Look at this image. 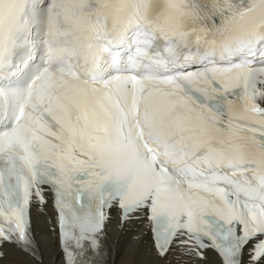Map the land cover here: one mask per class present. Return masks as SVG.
<instances>
[{
  "label": "snow or ice",
  "instance_id": "1",
  "mask_svg": "<svg viewBox=\"0 0 264 264\" xmlns=\"http://www.w3.org/2000/svg\"><path fill=\"white\" fill-rule=\"evenodd\" d=\"M95 264L109 210L163 264H264V0H0V261Z\"/></svg>",
  "mask_w": 264,
  "mask_h": 264
},
{
  "label": "bare ground",
  "instance_id": "2",
  "mask_svg": "<svg viewBox=\"0 0 264 264\" xmlns=\"http://www.w3.org/2000/svg\"><path fill=\"white\" fill-rule=\"evenodd\" d=\"M34 227L43 254V264H63L54 226V213L49 205L33 210ZM147 222L138 217L131 223L121 226L117 221L108 226V244L111 251V264H163L154 254L151 234ZM7 256L0 264H34L21 253L6 248ZM175 264V262H173Z\"/></svg>",
  "mask_w": 264,
  "mask_h": 264
}]
</instances>
